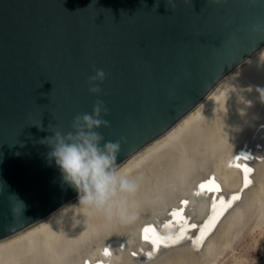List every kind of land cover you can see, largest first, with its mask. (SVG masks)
I'll list each match as a JSON object with an SVG mask.
<instances>
[{"label":"water","instance_id":"water-1","mask_svg":"<svg viewBox=\"0 0 264 264\" xmlns=\"http://www.w3.org/2000/svg\"><path fill=\"white\" fill-rule=\"evenodd\" d=\"M263 47L264 0H0V241L79 196L57 133L119 143L112 172Z\"/></svg>","mask_w":264,"mask_h":264},{"label":"bare ground","instance_id":"bare-ground-1","mask_svg":"<svg viewBox=\"0 0 264 264\" xmlns=\"http://www.w3.org/2000/svg\"><path fill=\"white\" fill-rule=\"evenodd\" d=\"M262 51L112 171L138 185L128 196L117 183L112 198L127 196L135 220L109 218L79 205L78 196L1 240L0 264H194L205 257L208 242L264 184V69L257 67ZM157 175L169 181L163 195L151 199L144 192Z\"/></svg>","mask_w":264,"mask_h":264},{"label":"clouds","instance_id":"clouds-1","mask_svg":"<svg viewBox=\"0 0 264 264\" xmlns=\"http://www.w3.org/2000/svg\"><path fill=\"white\" fill-rule=\"evenodd\" d=\"M257 67L264 69V51L258 56ZM104 76L103 70H98L92 79H103ZM91 90L97 91L98 89L94 87ZM259 101L264 103V89L260 90ZM94 111L95 115L99 116L100 106L97 105ZM83 121L88 129L107 124V121L94 119L91 115H84ZM74 127L83 128V125L80 124V117L76 118ZM79 137L83 138L81 144H65L61 140L60 134L57 133V140L60 143L51 153L64 173V179L78 191L79 205L102 210L109 218L115 215L122 222L135 220V213L130 212V208L135 205L129 204L127 196L119 200L112 199L116 196L117 183H119V191L127 193L128 196L135 194L138 190V185L134 181L127 179L126 176H118L115 172L108 171L116 159L119 143H107L105 145L106 152H104L97 146L96 142L101 139L97 133L91 131L85 133L81 130ZM71 138V134H69V139ZM19 203L23 204V201H19ZM24 207L26 206L24 205ZM13 212H15V208Z\"/></svg>","mask_w":264,"mask_h":264},{"label":"rangeland","instance_id":"rangeland-1","mask_svg":"<svg viewBox=\"0 0 264 264\" xmlns=\"http://www.w3.org/2000/svg\"><path fill=\"white\" fill-rule=\"evenodd\" d=\"M160 176L146 186L144 195L151 199L163 195L169 177ZM60 264H64V260ZM194 264H264V184L233 213L218 236L208 242L205 257Z\"/></svg>","mask_w":264,"mask_h":264},{"label":"snow or ice","instance_id":"snow-or-ice-1","mask_svg":"<svg viewBox=\"0 0 264 264\" xmlns=\"http://www.w3.org/2000/svg\"><path fill=\"white\" fill-rule=\"evenodd\" d=\"M245 173L247 174L248 172H250L251 171V169H248L247 167H245ZM248 183H249V181H248V179H247V175L245 176V186H247L248 185ZM237 197H233V199H236ZM176 215H179L178 213L176 214ZM215 220V217H213V221ZM211 226V224H209L208 226H206V227H210ZM148 231V229H145V232H147ZM147 238V237H146ZM157 242H159V239H157Z\"/></svg>","mask_w":264,"mask_h":264}]
</instances>
